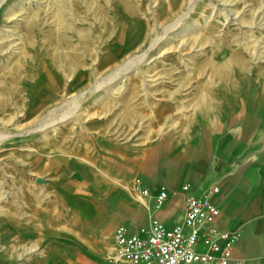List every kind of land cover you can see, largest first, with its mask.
<instances>
[{"label": "rangeland", "instance_id": "374dc122", "mask_svg": "<svg viewBox=\"0 0 264 264\" xmlns=\"http://www.w3.org/2000/svg\"><path fill=\"white\" fill-rule=\"evenodd\" d=\"M259 78L264 0H5L0 264H100L36 249L34 202L63 163L149 141Z\"/></svg>", "mask_w": 264, "mask_h": 264}, {"label": "crops", "instance_id": "0c3cea01", "mask_svg": "<svg viewBox=\"0 0 264 264\" xmlns=\"http://www.w3.org/2000/svg\"><path fill=\"white\" fill-rule=\"evenodd\" d=\"M260 79L250 82L244 94L225 96L228 101L211 110L205 105L195 117L173 130L158 131L149 141L128 140L113 153L68 159L53 178L52 189L47 179L51 201L34 202V216L43 212L44 225L39 231L32 229L39 244L36 249L42 243L48 252L49 246L56 245L68 256L67 262L72 250L77 260L106 264L119 227L131 233L155 219L168 227L181 223L186 211L182 187L188 184V193L194 195L219 187L214 197L220 208L217 227L238 230L235 256L243 264H264V86ZM136 180L151 194L139 192ZM161 187L171 196L157 208L153 197Z\"/></svg>", "mask_w": 264, "mask_h": 264}, {"label": "built area", "instance_id": "2783aa9c", "mask_svg": "<svg viewBox=\"0 0 264 264\" xmlns=\"http://www.w3.org/2000/svg\"><path fill=\"white\" fill-rule=\"evenodd\" d=\"M139 192L150 195L135 181ZM190 185L182 187L186 211L181 223L168 227L163 221L152 220L135 232L123 226L116 229L112 252L107 256L111 264H243L235 256L238 230H220L216 223L220 208L214 197L218 186L206 189L200 195L188 193ZM177 192H173L175 195ZM171 196L166 187L154 195L155 206L160 208Z\"/></svg>", "mask_w": 264, "mask_h": 264}, {"label": "bare ground", "instance_id": "6f19581e", "mask_svg": "<svg viewBox=\"0 0 264 264\" xmlns=\"http://www.w3.org/2000/svg\"><path fill=\"white\" fill-rule=\"evenodd\" d=\"M5 0H0V6H1V4L4 2ZM27 38H28V36H26ZM34 39V38H33ZM29 41H30V39H29ZM28 41V42H29ZM31 42V41H30ZM31 45H32V43H31ZM125 71V70H124ZM123 72V71H122Z\"/></svg>", "mask_w": 264, "mask_h": 264}]
</instances>
